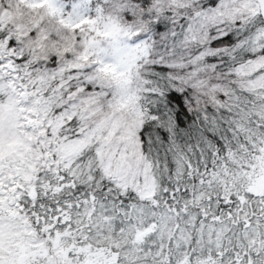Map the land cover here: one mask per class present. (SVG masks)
<instances>
[{
    "label": "snow or ice",
    "instance_id": "6c2138e0",
    "mask_svg": "<svg viewBox=\"0 0 264 264\" xmlns=\"http://www.w3.org/2000/svg\"><path fill=\"white\" fill-rule=\"evenodd\" d=\"M0 264H264V0H0Z\"/></svg>",
    "mask_w": 264,
    "mask_h": 264
}]
</instances>
